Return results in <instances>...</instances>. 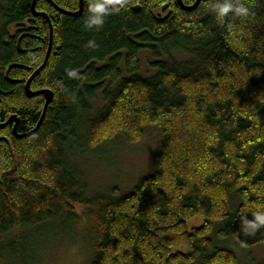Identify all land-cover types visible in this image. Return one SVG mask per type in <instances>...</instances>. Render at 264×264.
Wrapping results in <instances>:
<instances>
[{"label":"trees","instance_id":"16d2710c","mask_svg":"<svg viewBox=\"0 0 264 264\" xmlns=\"http://www.w3.org/2000/svg\"><path fill=\"white\" fill-rule=\"evenodd\" d=\"M207 3L128 0L96 31L83 27L88 0L76 16L79 0H35L34 11L0 0V124L15 116L23 136L14 121L0 128V260L32 258L47 233L73 229L77 204L87 264H237L226 239L264 243V229L239 232L237 215L264 206V0L223 23ZM48 49L30 80L53 94L41 118L45 97L25 83ZM150 127L155 169L123 194H88L72 154L136 144ZM195 215L204 221L188 230Z\"/></svg>","mask_w":264,"mask_h":264},{"label":"rangeland","instance_id":"374dc122","mask_svg":"<svg viewBox=\"0 0 264 264\" xmlns=\"http://www.w3.org/2000/svg\"><path fill=\"white\" fill-rule=\"evenodd\" d=\"M147 57L146 52L140 53L143 73L148 70ZM160 142L159 132L155 127H150L146 137L136 144L129 145L119 141L114 147H100L93 152L75 151L72 161L80 168L88 194H107L114 187L119 189V194H123L141 176L155 169V157ZM75 212L79 219L77 225L73 229L60 227L53 235L47 233L48 239L39 244L43 243L39 247L40 251H36V248L31 250L35 252L32 258L10 256L0 260V264H87L92 254L90 229L82 205L77 204ZM203 221L202 215H195L187 221L188 230L200 226ZM225 243L227 248L235 252L237 264H264V243L244 246L231 239H226ZM175 249L186 251L181 247Z\"/></svg>","mask_w":264,"mask_h":264},{"label":"clouds","instance_id":"9594fccd","mask_svg":"<svg viewBox=\"0 0 264 264\" xmlns=\"http://www.w3.org/2000/svg\"><path fill=\"white\" fill-rule=\"evenodd\" d=\"M128 0H88L87 15L84 19L85 30H100L106 18L119 13L125 8ZM206 7L213 13L219 23H223L229 15L236 19H246L252 15L248 0H208ZM88 47H96L94 40L88 41ZM69 76L75 77V71H69ZM251 214V219L247 214ZM239 216V232L245 236H254L264 229V206L255 209L245 206L237 214Z\"/></svg>","mask_w":264,"mask_h":264},{"label":"water","instance_id":"95a60500","mask_svg":"<svg viewBox=\"0 0 264 264\" xmlns=\"http://www.w3.org/2000/svg\"><path fill=\"white\" fill-rule=\"evenodd\" d=\"M177 1H178L179 6H180L182 9L191 10V9H193V8L199 3L200 0H195L194 3H193L192 5H185V4L182 2V0H177ZM34 2H35V0H33V5H32V9H33V11H34ZM82 8H83V0H79V8H78V10L75 11V12H71L70 14H72V15H74V16L79 15V14L81 13V11H82ZM135 9H138V6H136ZM33 13H34L35 15H43L42 13H39V14H37L36 12H33ZM49 27H50V43H51L52 28H51V23H50V21H49ZM23 36H25V34H23V35H21V36L19 37V39H18V43H17V46H18V49H19L20 52H22V50H21V48H20V40H21V38H22ZM48 55H49V49H48V51H47V53H46V56H45V58H44V61H43L42 65H41L36 71H34V72L31 74V76L28 78V80H27L26 83H25V93H26L27 96L32 97V96H34V95H36V94H43L44 97H45V102H44V106H43V110H42L41 118L43 117V115H44V113H45V110H46L47 105H48V104L50 103V101L52 100V96H53V94H52V91L49 90V89H43V90H39V91H32V90L30 89V80H31V79H32V78H33V77H34V76H35V75H36V74H37V73H38V72L44 67V64H45L46 61H47ZM11 67H12V65L9 66L8 69H7V72H6V76H7V77H8V70H9ZM41 118H40L38 124L40 123ZM13 121L15 122V124L13 125V133H14L17 137H23L22 135H17L16 127H17V124H18V119H17L15 116H10V117L7 119V121L1 123V124H0V128L6 126L9 122H13ZM38 124H37V126H38ZM37 126H36V128H37ZM36 128H35V129H36ZM35 129H34V130H35Z\"/></svg>","mask_w":264,"mask_h":264},{"label":"bare ground","instance_id":"6f19581e","mask_svg":"<svg viewBox=\"0 0 264 264\" xmlns=\"http://www.w3.org/2000/svg\"><path fill=\"white\" fill-rule=\"evenodd\" d=\"M6 72H7V70H6ZM7 77V76H6ZM8 78V77H7Z\"/></svg>","mask_w":264,"mask_h":264}]
</instances>
